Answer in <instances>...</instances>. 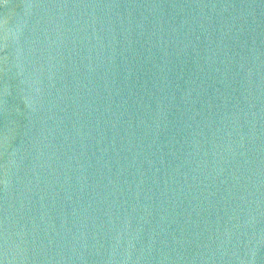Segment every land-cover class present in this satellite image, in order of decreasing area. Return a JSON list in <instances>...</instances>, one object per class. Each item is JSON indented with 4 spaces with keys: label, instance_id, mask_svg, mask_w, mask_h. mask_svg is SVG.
Segmentation results:
<instances>
[{
    "label": "water",
    "instance_id": "1",
    "mask_svg": "<svg viewBox=\"0 0 264 264\" xmlns=\"http://www.w3.org/2000/svg\"><path fill=\"white\" fill-rule=\"evenodd\" d=\"M0 264H264V0H0Z\"/></svg>",
    "mask_w": 264,
    "mask_h": 264
}]
</instances>
